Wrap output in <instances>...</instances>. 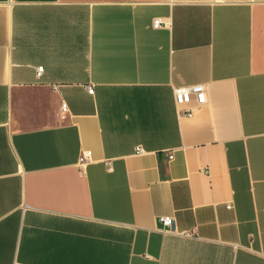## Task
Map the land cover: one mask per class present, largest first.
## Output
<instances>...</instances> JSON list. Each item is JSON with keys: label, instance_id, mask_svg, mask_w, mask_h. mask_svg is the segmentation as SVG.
I'll list each match as a JSON object with an SVG mask.
<instances>
[{"label": "crops", "instance_id": "obj_1", "mask_svg": "<svg viewBox=\"0 0 264 264\" xmlns=\"http://www.w3.org/2000/svg\"><path fill=\"white\" fill-rule=\"evenodd\" d=\"M0 264H264V0H0Z\"/></svg>", "mask_w": 264, "mask_h": 264}, {"label": "built area", "instance_id": "obj_2", "mask_svg": "<svg viewBox=\"0 0 264 264\" xmlns=\"http://www.w3.org/2000/svg\"><path fill=\"white\" fill-rule=\"evenodd\" d=\"M162 26V22L160 20H157L154 22V27L158 28ZM39 72L43 71V67H40ZM89 93H93V89L92 88H88ZM193 97H195L197 103L199 105H202L206 102V90L205 87L203 85H192V86H181L178 87L175 90V99L176 102L179 106L181 105H188L189 103H191ZM62 112L65 113L67 112V105L66 104H62ZM185 115H190L192 114V110L189 108H186L183 112ZM139 154L144 153V151L139 148L137 149ZM91 151H86L84 153H82V155L79 158V164L85 165L87 164L90 159H91ZM169 158L172 159V156H170ZM160 222L162 223L163 227L166 229H170L172 228L173 224H174V219L172 217H161Z\"/></svg>", "mask_w": 264, "mask_h": 264}, {"label": "water", "instance_id": "obj_3", "mask_svg": "<svg viewBox=\"0 0 264 264\" xmlns=\"http://www.w3.org/2000/svg\"><path fill=\"white\" fill-rule=\"evenodd\" d=\"M172 228H173V226H172Z\"/></svg>", "mask_w": 264, "mask_h": 264}]
</instances>
